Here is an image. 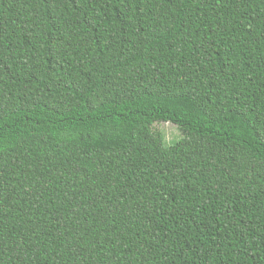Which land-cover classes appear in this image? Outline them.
<instances>
[{
    "label": "trees",
    "instance_id": "1",
    "mask_svg": "<svg viewBox=\"0 0 264 264\" xmlns=\"http://www.w3.org/2000/svg\"><path fill=\"white\" fill-rule=\"evenodd\" d=\"M0 264H264V0H0Z\"/></svg>",
    "mask_w": 264,
    "mask_h": 264
},
{
    "label": "rangeland",
    "instance_id": "2",
    "mask_svg": "<svg viewBox=\"0 0 264 264\" xmlns=\"http://www.w3.org/2000/svg\"><path fill=\"white\" fill-rule=\"evenodd\" d=\"M158 128L164 132L167 142L177 141L180 139L181 134L175 125L165 123L158 125Z\"/></svg>",
    "mask_w": 264,
    "mask_h": 264
}]
</instances>
